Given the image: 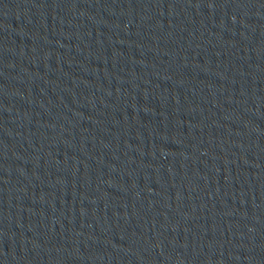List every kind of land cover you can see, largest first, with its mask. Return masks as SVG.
Returning <instances> with one entry per match:
<instances>
[{
	"label": "water",
	"instance_id": "water-1",
	"mask_svg": "<svg viewBox=\"0 0 264 264\" xmlns=\"http://www.w3.org/2000/svg\"><path fill=\"white\" fill-rule=\"evenodd\" d=\"M263 238L264 0H0V264Z\"/></svg>",
	"mask_w": 264,
	"mask_h": 264
}]
</instances>
